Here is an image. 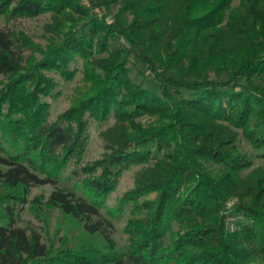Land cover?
Masks as SVG:
<instances>
[{
    "label": "trees",
    "instance_id": "obj_1",
    "mask_svg": "<svg viewBox=\"0 0 264 264\" xmlns=\"http://www.w3.org/2000/svg\"><path fill=\"white\" fill-rule=\"evenodd\" d=\"M238 1L0 0L6 24L51 16L44 47L0 30V264H264V0ZM130 58L150 84L133 81ZM78 73L50 121L52 75ZM91 122L107 127L89 162ZM134 167L120 250L101 210ZM47 184V206L100 247L19 226L31 188Z\"/></svg>",
    "mask_w": 264,
    "mask_h": 264
},
{
    "label": "rangeland",
    "instance_id": "obj_2",
    "mask_svg": "<svg viewBox=\"0 0 264 264\" xmlns=\"http://www.w3.org/2000/svg\"><path fill=\"white\" fill-rule=\"evenodd\" d=\"M80 4H86V0H76ZM238 0H234L233 6H237ZM107 14L106 12H103ZM116 10H112L110 13V19H113ZM130 20V17H127ZM51 23L50 14L42 15L36 19H20L15 22L6 24L5 21L0 20L1 29H11L14 31L24 32L29 36L35 43L41 46L46 45L45 41V26ZM80 65H78V68ZM130 76L135 83L150 84L152 77L147 73L144 65L136 59L130 58L129 65ZM55 81L58 83V90L60 96L55 99H48L50 103V121H54L58 115L66 111L71 104L76 89L83 85L81 74L78 73L73 80L65 81L62 80L58 75H52ZM210 78H214L210 75ZM113 120L109 122L111 125ZM107 126L99 125L95 122H91L89 127V138L85 161H93L100 158L103 147L100 139V132ZM251 153L253 151L248 147L244 146ZM254 166L264 167V161L260 159L254 160ZM1 169V168H0ZM139 170V167H134L129 171L125 172L119 183L108 199L105 202L104 208L101 210V214L104 218L109 219L113 223L112 239L117 243L120 250H125L127 247V235L125 233V226L128 219L131 217L129 209L125 206L120 207L121 199L133 188L134 174ZM68 173L64 174V177L68 176ZM74 182L67 183L66 181L58 184L61 188H71ZM56 185L47 184L43 186L32 187L30 194L27 197V202L24 207L19 211V226L29 231H35L42 235V238L53 242L56 246H60L63 238H67L70 248L78 247H100L101 241L97 236H86L82 228L69 218L65 217L57 209H50L47 206V200L50 194L55 190ZM154 195L151 196V198ZM122 208V209H119ZM116 212V213H113ZM65 242V241H64ZM63 242V243H64Z\"/></svg>",
    "mask_w": 264,
    "mask_h": 264
}]
</instances>
